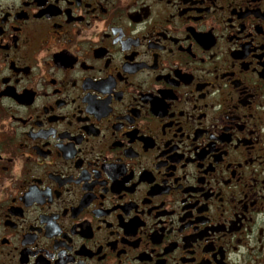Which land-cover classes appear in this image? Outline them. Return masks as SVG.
I'll use <instances>...</instances> for the list:
<instances>
[{
  "label": "flooded vegetation",
  "instance_id": "1",
  "mask_svg": "<svg viewBox=\"0 0 264 264\" xmlns=\"http://www.w3.org/2000/svg\"><path fill=\"white\" fill-rule=\"evenodd\" d=\"M0 264H264V0H0Z\"/></svg>",
  "mask_w": 264,
  "mask_h": 264
}]
</instances>
